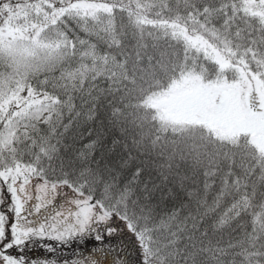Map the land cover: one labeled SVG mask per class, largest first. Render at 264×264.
Masks as SVG:
<instances>
[{
  "label": "snow or ice",
  "instance_id": "1",
  "mask_svg": "<svg viewBox=\"0 0 264 264\" xmlns=\"http://www.w3.org/2000/svg\"><path fill=\"white\" fill-rule=\"evenodd\" d=\"M0 264H264V0H0Z\"/></svg>",
  "mask_w": 264,
  "mask_h": 264
},
{
  "label": "trees",
  "instance_id": "2",
  "mask_svg": "<svg viewBox=\"0 0 264 264\" xmlns=\"http://www.w3.org/2000/svg\"><path fill=\"white\" fill-rule=\"evenodd\" d=\"M43 255V254H42Z\"/></svg>",
  "mask_w": 264,
  "mask_h": 264
}]
</instances>
